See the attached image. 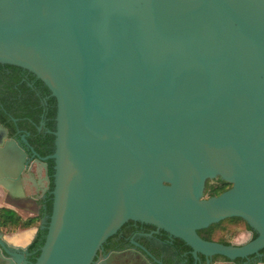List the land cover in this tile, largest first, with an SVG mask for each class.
<instances>
[{
  "label": "water",
  "instance_id": "obj_1",
  "mask_svg": "<svg viewBox=\"0 0 264 264\" xmlns=\"http://www.w3.org/2000/svg\"><path fill=\"white\" fill-rule=\"evenodd\" d=\"M0 63L32 72L57 102L46 240L29 262L28 248L0 237V264H92L129 220L208 264L260 255L264 0H0ZM26 162L0 122V187L14 199L26 196ZM217 178L232 186L206 197ZM234 217L257 237L200 236ZM118 260L145 262L111 253L98 264Z\"/></svg>",
  "mask_w": 264,
  "mask_h": 264
},
{
  "label": "flooded vegetation",
  "instance_id": "obj_2",
  "mask_svg": "<svg viewBox=\"0 0 264 264\" xmlns=\"http://www.w3.org/2000/svg\"><path fill=\"white\" fill-rule=\"evenodd\" d=\"M56 111V99L43 81L27 69L9 64L0 65V122L8 129L9 137L16 140L27 154L26 196L21 199L10 196L7 198L19 208L29 211L32 216H39L40 221L36 226L38 230L34 239L40 231L44 234L47 232L46 229H41V220L51 215L53 211L55 161L48 157L55 150L53 132L56 130V116L52 117L50 113ZM37 161L47 164V168L39 167L46 188L45 185L39 184ZM31 175L36 179L38 187ZM46 176L49 181L45 180ZM250 233L249 240L254 236V232L250 231ZM29 246L28 259L29 262H34L40 254L41 246L34 249H30ZM262 250L260 255H251L247 259L242 258L238 263L235 260L234 262L258 264L264 258ZM111 253L139 255L145 259L144 264H208L209 262V259L202 254H199L197 259L189 245L164 229L136 220L127 221L110 236L92 264L102 262ZM220 256L215 255L210 258V264L233 262L224 260L221 258L224 256ZM115 264H122L121 260L116 261Z\"/></svg>",
  "mask_w": 264,
  "mask_h": 264
},
{
  "label": "trees",
  "instance_id": "obj_3",
  "mask_svg": "<svg viewBox=\"0 0 264 264\" xmlns=\"http://www.w3.org/2000/svg\"><path fill=\"white\" fill-rule=\"evenodd\" d=\"M1 65V63H0ZM11 65V64H9ZM15 66V65H14ZM42 81V80H41ZM57 111L51 112L50 116H56ZM232 186L231 183H228L220 178L215 180H209L207 182L206 187V195L208 197L219 195L225 190L229 189ZM232 219V218H231ZM238 221H221L220 223L213 224L206 229L199 230V234L202 238L210 241H217L224 244H230V241H226L223 237H221V232L225 229H228V225H238L239 227H246L251 232H254V236L252 239L257 237V233L252 230L249 224L242 218L234 217L232 220ZM40 221L39 216H29L24 217L23 215L19 214L18 211L12 207L1 206L0 207V226L4 230V232H16L20 229H26L33 226H37L38 222ZM47 232L44 234L42 231L39 232L38 236L33 240L30 244L29 248L34 249L36 247H42L46 240ZM264 252V249L262 250ZM221 257V256H220ZM224 260L231 261L226 257H221ZM242 258H238L235 260L236 263L240 262ZM264 262V258L262 259Z\"/></svg>",
  "mask_w": 264,
  "mask_h": 264
},
{
  "label": "crops",
  "instance_id": "obj_4",
  "mask_svg": "<svg viewBox=\"0 0 264 264\" xmlns=\"http://www.w3.org/2000/svg\"><path fill=\"white\" fill-rule=\"evenodd\" d=\"M7 193L4 191L2 187H0V207L7 206L12 207L18 211L19 214L24 217L32 216L29 211L19 208L16 203L7 198ZM38 228L36 226L20 229L16 232H4L2 227L0 226V237H3L10 245L15 246L17 248H28V246L32 243L34 237L36 236ZM223 264V263H216ZM229 264V263H228ZM232 264V263H231ZM258 264H264L258 263Z\"/></svg>",
  "mask_w": 264,
  "mask_h": 264
},
{
  "label": "rangeland",
  "instance_id": "obj_5",
  "mask_svg": "<svg viewBox=\"0 0 264 264\" xmlns=\"http://www.w3.org/2000/svg\"><path fill=\"white\" fill-rule=\"evenodd\" d=\"M206 197L208 196L206 195ZM232 219L228 218L223 221H233ZM221 233V237L235 243H244L248 241L251 236L250 231L246 227H239L238 225H228V229H225Z\"/></svg>",
  "mask_w": 264,
  "mask_h": 264
}]
</instances>
